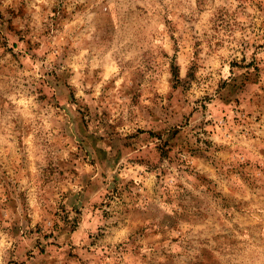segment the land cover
Masks as SVG:
<instances>
[{
    "label": "rangeland",
    "instance_id": "374dc122",
    "mask_svg": "<svg viewBox=\"0 0 264 264\" xmlns=\"http://www.w3.org/2000/svg\"><path fill=\"white\" fill-rule=\"evenodd\" d=\"M0 264H264V0H0Z\"/></svg>",
    "mask_w": 264,
    "mask_h": 264
}]
</instances>
